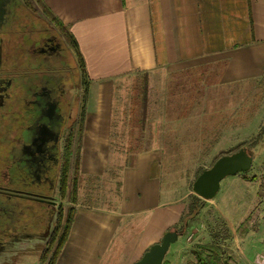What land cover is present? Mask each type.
Instances as JSON below:
<instances>
[{"label": "crops", "instance_id": "1", "mask_svg": "<svg viewBox=\"0 0 264 264\" xmlns=\"http://www.w3.org/2000/svg\"><path fill=\"white\" fill-rule=\"evenodd\" d=\"M40 1L74 37L86 66L78 186L97 187L94 181L107 174L117 178L116 204L75 202L74 221L55 264H132L174 229L186 210L185 195L171 197L162 171L166 148L179 145L172 140L181 139L164 136V123H186L192 116L189 110H199L193 106V94L179 90L184 80L193 77L199 83L205 74L209 78L202 85L206 86L200 110L219 112L216 124L204 129V139H213L218 148L238 140L235 110L240 92L245 86L251 91L264 79V0ZM132 72L147 73V110H158L167 121L154 118L150 129L149 118L157 112H147L143 136L150 133L151 138L134 144L140 149L132 163L113 168L117 83ZM166 78L174 94L167 103ZM156 84L159 103L152 100ZM130 103L129 110H134ZM227 221L233 233L234 221ZM258 230V240L250 233L245 245L255 252L264 251V213ZM44 245L24 250L10 264H47L41 260ZM167 255L164 261L171 264Z\"/></svg>", "mask_w": 264, "mask_h": 264}, {"label": "flooded vegetation", "instance_id": "2", "mask_svg": "<svg viewBox=\"0 0 264 264\" xmlns=\"http://www.w3.org/2000/svg\"><path fill=\"white\" fill-rule=\"evenodd\" d=\"M87 92L75 47L43 6L0 0V264L42 247L57 220Z\"/></svg>", "mask_w": 264, "mask_h": 264}, {"label": "rangeland", "instance_id": "3", "mask_svg": "<svg viewBox=\"0 0 264 264\" xmlns=\"http://www.w3.org/2000/svg\"><path fill=\"white\" fill-rule=\"evenodd\" d=\"M30 1L38 11L42 10V4H38L34 0ZM192 78L189 77L186 80L183 78L184 83L187 81L188 84L183 83L179 90L187 89L188 92L193 94V106L199 110H189L192 116L188 117L189 121L186 123L174 127L167 124V122L163 125L162 132L164 136L181 137V139L175 138V140H172L173 143H179V145L166 148V159L162 169L164 184L170 187L173 192L171 197L185 195L184 202L187 208L192 201L191 194H195L192 188L194 180L204 169L210 167L222 153H230L240 147H248L247 144H249L252 146L248 148L254 154V160L250 170L229 175L221 181V187L216 196L213 199L206 200L198 215L191 218L186 230L179 232V239L171 244V248L167 252L168 260L171 264H199L193 249L199 244L210 242L213 231L225 234L223 222L228 226L227 220L230 218L234 221V232L230 231L232 237L222 243V264H252L256 257L264 255L263 250L255 252L245 247L250 233L253 235V240L257 241L260 237L261 233L258 230V225L264 213V131L261 133V128L264 126V79L253 85L251 91H248L247 86L241 90L238 110H235V118L238 119L240 126L239 138L232 146L218 148L214 146L213 139H204L206 135L204 129L216 124L217 116L215 112L217 110H200L203 107L201 96L205 93L203 91L206 86L202 85L208 82L209 78L205 74L203 81L199 83ZM142 83L141 73L135 72L122 77L117 83V109L114 118V146L111 158L113 168L132 163L136 149H140V146L134 144L146 142L152 136L150 133L149 136H143L147 117L144 120L142 119ZM171 85L173 83H169V79L166 78L164 81L166 93L163 100L166 103L170 96L174 95L172 94ZM168 87H170V91H168ZM155 88L156 93L155 96L152 94V100L159 103L161 98L160 94L157 93V84ZM132 96L134 99L131 98ZM131 101L134 110H129ZM180 103L182 105L183 101L180 100ZM135 105L141 107V110L137 109ZM84 108L85 106L82 105V112ZM147 112L150 114L157 112L149 118L150 129H153L154 126L152 119L166 120L167 118L166 116H159L158 110H147ZM142 124L144 126L143 130ZM75 132H77V129ZM259 133H261L262 139L252 143L251 140L257 137ZM237 137L238 135L235 138ZM72 149L76 155L78 153V137L73 143ZM75 155L72 156L70 162L69 172L71 178L75 175ZM110 175L107 174L102 179L95 180L94 184L97 187L88 186L80 190V187L77 186V201L85 200L93 204H103L108 201L110 204H116L115 180L117 178L112 180ZM72 198L73 182L70 180L67 194L58 199L59 204L66 212L69 207L76 204L71 201ZM234 236L240 242L239 247L243 251H239L238 245L234 243ZM19 264H22V262L20 261Z\"/></svg>", "mask_w": 264, "mask_h": 264}, {"label": "trees", "instance_id": "4", "mask_svg": "<svg viewBox=\"0 0 264 264\" xmlns=\"http://www.w3.org/2000/svg\"><path fill=\"white\" fill-rule=\"evenodd\" d=\"M42 4L40 0H37ZM46 14L48 17L55 23V25L64 32V34L69 38L73 46L75 47L76 55L80 61V65L82 68V71L84 74L86 73L85 69V62L83 59V56L81 52L79 51V48L77 46V42L74 39V37L70 34L68 29L64 26V24L56 18L50 10H48L43 4H42ZM143 77V83H142V119H146L147 117V101H148V75L147 73H144L142 75ZM144 123V122H143ZM83 125H84V119L82 117L79 131H78V143H79V149L78 153L76 155L74 154V151L72 149V144L70 143L68 147V157H67V166H66V174L63 179V195L67 194L69 181L72 180L73 182V198L72 202L75 203L77 201V186H78V175H79V153H80V147L82 143V136H83ZM144 126L142 124V130ZM262 132L264 131V126L261 128ZM259 133L257 137H254L251 141L252 143H255L262 139V135ZM113 144V143H112ZM248 147H252L249 144H247ZM237 150V149H236ZM138 151V149H136ZM229 153V152H228ZM224 154V153H222ZM221 154V155H222ZM75 155L74 160V177L71 178L69 176V169H70V162L72 159V156ZM191 202L188 204L186 208V212L182 215L180 221L178 224L175 225L174 229H177L178 232L186 230L187 226L189 225V221L194 216H197L200 209L203 208L205 201L203 198L199 197L196 194H191ZM74 215H75V206H71L68 208V211L66 212L63 207L60 208L58 218L55 222L54 230L46 244V246L42 249L41 253V260L43 262H46L47 264H55L62 248L68 238L72 223L74 221ZM224 224V230L225 234H221L220 232L213 231L211 234V240L208 243L205 244H199L193 249V252L197 258V261L199 264H222L223 261V252H222V243L226 240L230 239L232 237L229 227L225 222ZM163 264H169L168 261H164Z\"/></svg>", "mask_w": 264, "mask_h": 264}, {"label": "water", "instance_id": "5", "mask_svg": "<svg viewBox=\"0 0 264 264\" xmlns=\"http://www.w3.org/2000/svg\"><path fill=\"white\" fill-rule=\"evenodd\" d=\"M254 154L246 146L219 156L213 164L204 169L193 182V192L204 200L213 199L221 187V181L229 175L250 170ZM56 218L50 221L49 234L44 240H49ZM179 236L177 229L168 230L159 242L152 244L140 259L132 264H163L164 258L172 243Z\"/></svg>", "mask_w": 264, "mask_h": 264}, {"label": "built area", "instance_id": "6", "mask_svg": "<svg viewBox=\"0 0 264 264\" xmlns=\"http://www.w3.org/2000/svg\"><path fill=\"white\" fill-rule=\"evenodd\" d=\"M252 264H264V255L256 257Z\"/></svg>", "mask_w": 264, "mask_h": 264}]
</instances>
